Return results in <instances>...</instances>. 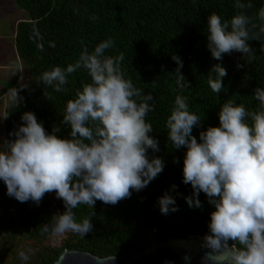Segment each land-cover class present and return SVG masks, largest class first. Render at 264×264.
<instances>
[{
  "label": "clouds",
  "instance_id": "obj_1",
  "mask_svg": "<svg viewBox=\"0 0 264 264\" xmlns=\"http://www.w3.org/2000/svg\"><path fill=\"white\" fill-rule=\"evenodd\" d=\"M235 7L242 11L230 21L222 22L215 13L209 15L207 47L216 60L235 51L251 63L256 57L249 41L264 39V7L256 16L259 24L243 11L251 4L236 0ZM32 38L43 39L35 28ZM49 46L55 47L54 42ZM37 47L44 50L42 42ZM113 47L111 39L99 42L91 51L83 46L74 63L41 74L42 83L56 92L66 90L68 76L77 70H85L90 77V82L82 83L75 98L66 103L62 123L70 128V138L58 137L55 132L59 127L47 133L35 114L27 111L21 116L23 123L10 133L14 138L0 146V180L9 196L38 205L46 193L54 192L64 203L65 211L55 214L50 224L42 225V234L61 236L71 232L85 237L93 230L91 218L78 222L75 208H93L97 200L115 205L130 198L133 190L147 187L163 171V160L155 156L149 159L147 154L149 149L159 151L158 140L149 135L152 125L145 120L152 110L148 102L153 96L125 78L121 70L123 54L106 55ZM261 49L264 51V47ZM172 59L177 65V86L183 89L189 84L181 73L183 61L177 55ZM210 73L216 74V78L209 77L210 88L219 93L227 71L215 64ZM253 96L259 110L250 111L242 104L226 101L218 114L219 126L200 131L199 141L192 130L201 124V118L189 111L186 97H175L166 120L173 148H186L183 183L193 189L192 195L185 197L188 206L202 207L201 192L214 206L209 233L201 242L207 249L202 264H264V88H255ZM9 98L18 103L22 100L15 88ZM158 204L163 215L178 211L175 198L168 192L158 198ZM18 255L21 261L29 259L24 251Z\"/></svg>",
  "mask_w": 264,
  "mask_h": 264
},
{
  "label": "trees",
  "instance_id": "obj_2",
  "mask_svg": "<svg viewBox=\"0 0 264 264\" xmlns=\"http://www.w3.org/2000/svg\"><path fill=\"white\" fill-rule=\"evenodd\" d=\"M16 7L27 14L17 21L14 46L17 55L27 66L34 83L19 91L22 100L10 102L4 112L0 133L4 140L14 137L22 123L24 112L31 111L49 134L70 138V128L62 123L66 103L75 98L82 83L90 82L83 69L68 76L63 92L40 80L41 74L55 66L66 67L79 57L83 46L93 50L101 41L111 39L114 47L106 55H124L121 70L135 87L144 94H151L148 103L152 110L145 120L152 125L149 134L158 140L159 151L148 150L149 159L160 157L163 171L139 192L133 190L130 198L115 205L97 200L93 208L79 205L73 211L79 222L90 217L93 230L85 237L68 232L59 246H45L43 242L51 235L41 233L44 224L65 211L64 203L56 194L46 193L40 203L29 200L19 202L7 194V187L0 180V237L36 240L38 250L26 253L27 262L19 259L20 244L10 243L0 250V264H52L65 249L88 251L99 257L120 256L125 259L141 253L152 240L154 233L162 232L168 237L184 238L189 234L204 236L209 233L210 213L214 206L201 192V208L189 207L185 197L191 196L190 184L183 183V160L186 148L175 149L168 139L166 120L175 106V97L187 98L189 111L201 118L192 134L199 141L200 131L209 126H219V111L228 100L242 104L247 110H259L253 91L264 88V39L251 40L255 60L247 63L241 53L224 54L222 60L212 57L208 49L207 22L210 14L221 17L222 22L242 11L235 7L236 0H13ZM251 4L243 11L256 19L264 0H240ZM38 29L42 41L33 39V29ZM258 29H254L256 31ZM42 42L44 50L37 47ZM54 42L55 47H50ZM177 55L183 61L181 73L189 83L180 89L174 73L177 65L172 59ZM246 64L238 68V64ZM221 64L227 71L222 78L219 93L211 90L209 77L213 65ZM5 90L13 82L4 83ZM250 123V121H249ZM175 161V162H174ZM172 185H176L175 189ZM165 192L175 198L178 211L163 215L158 198Z\"/></svg>",
  "mask_w": 264,
  "mask_h": 264
},
{
  "label": "rangeland",
  "instance_id": "obj_3",
  "mask_svg": "<svg viewBox=\"0 0 264 264\" xmlns=\"http://www.w3.org/2000/svg\"><path fill=\"white\" fill-rule=\"evenodd\" d=\"M25 11L16 7L13 0H0V130L3 126V117L7 105L12 102L9 92L15 88L19 92L26 86L34 83L27 66L17 55L14 46L16 23L26 19ZM13 82L12 88L5 90L4 83ZM4 135L0 133V146L4 143ZM67 237V233L61 236L50 235L44 242L45 246H59ZM20 244V249L25 253H35L39 244L36 240L20 238L12 239L9 236L0 237V250L8 248L10 243Z\"/></svg>",
  "mask_w": 264,
  "mask_h": 264
},
{
  "label": "water",
  "instance_id": "obj_4",
  "mask_svg": "<svg viewBox=\"0 0 264 264\" xmlns=\"http://www.w3.org/2000/svg\"><path fill=\"white\" fill-rule=\"evenodd\" d=\"M204 236L189 234L184 238L168 237L156 232L145 249L125 259L114 256L99 257L88 251L65 249L52 264H202V256L207 249L201 246Z\"/></svg>",
  "mask_w": 264,
  "mask_h": 264
}]
</instances>
